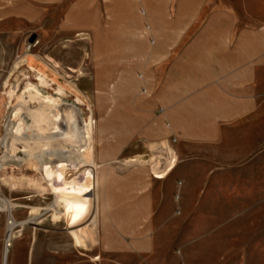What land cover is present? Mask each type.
I'll return each mask as SVG.
<instances>
[{"label": "crops", "instance_id": "0c3cea01", "mask_svg": "<svg viewBox=\"0 0 264 264\" xmlns=\"http://www.w3.org/2000/svg\"><path fill=\"white\" fill-rule=\"evenodd\" d=\"M78 32L116 90L95 130L97 216L76 243L27 208L5 264H161L172 224L215 215L216 178L223 211L264 185V0H0V87L37 69L23 40Z\"/></svg>", "mask_w": 264, "mask_h": 264}, {"label": "rangeland", "instance_id": "374dc122", "mask_svg": "<svg viewBox=\"0 0 264 264\" xmlns=\"http://www.w3.org/2000/svg\"><path fill=\"white\" fill-rule=\"evenodd\" d=\"M245 1L247 4L258 2V0ZM135 2L137 6H140L142 0H135ZM62 35L60 33L45 34L44 40L38 45L36 40L32 41L34 46L30 52L37 54L38 69L26 70L23 65L15 73H3L6 79L12 74L11 79L13 78L16 82L13 86L0 87V198L4 197L16 204L11 213L18 222L29 218L27 208L33 209V213L48 209L53 226L61 228L65 222L75 242L82 243V237L89 234L84 227L91 221V215L88 211L84 214V226L80 230L70 228L75 225L73 216L69 212L75 189L68 179L69 174L63 178L60 166L62 154L59 153L55 158L54 170L53 164L48 160L46 140H41L40 149L34 150L32 160L26 162L6 158L3 155L5 148L2 146L5 123L12 114L16 97L23 93L30 83H40L39 76L43 74L50 83V87L45 90L55 96L54 92L58 89L56 83L64 86L65 97L68 98L63 100L75 107L76 112L79 113L78 117L84 120L88 131H92L89 145L92 146L94 160L96 150L102 144L100 138L95 136V130L101 122H105L99 120V117H103L110 111V97L116 95V90L112 87L108 57H102L107 64L102 66L95 64V57L90 47L91 40L86 32L75 33L69 40L62 39ZM29 40L28 37L26 41H22L23 48L26 49ZM19 59L23 61L24 56ZM118 95H125L124 84L119 88ZM89 116L92 123L88 120ZM160 153L163 160L167 153ZM54 171L56 178L53 181ZM88 173H91V169ZM216 179L218 182L214 183L215 215L192 216L188 217L187 222L172 224L175 231L166 232L164 242L166 246L159 248L156 253L159 258H164L161 264H264V185L260 191L250 193L249 200L236 201L233 207L224 210L235 214L225 215L222 214L224 212L221 200L222 177L219 176ZM28 181H31L33 186H29ZM12 182H21V186L18 189H10ZM57 190L63 192L62 201L57 207L58 211L53 209ZM8 220L9 212L0 211L2 263ZM15 230H17L15 235L19 234V229ZM170 238L173 240L170 241Z\"/></svg>", "mask_w": 264, "mask_h": 264}, {"label": "bare ground", "instance_id": "6f19581e", "mask_svg": "<svg viewBox=\"0 0 264 264\" xmlns=\"http://www.w3.org/2000/svg\"><path fill=\"white\" fill-rule=\"evenodd\" d=\"M39 78L40 83H30L27 89L15 99L16 103L12 107V114L5 123V135L2 139V146L5 148L3 155L18 162L30 161L32 160V152L40 149L41 140H46L48 160L49 163L53 164L52 166L55 170V158L61 153L62 160L60 166L63 178H65L66 174H69L68 179L75 189L73 202L69 209L75 225L70 228L80 230L84 226V214L87 211L88 214L90 212L91 221H94V215L97 213L95 212L96 184L94 178L96 174L93 173L95 168L93 170L92 146L91 144L89 145L91 143L92 131H88L84 120L78 117L77 114L79 113L76 112L75 107L63 100V98H68L65 97L66 91L64 86L56 83L58 89L54 92L55 96H53L49 93L50 91L45 90V88L50 87L49 79L47 80V77L45 78L43 74H40ZM69 89H71V86ZM88 120L92 123L90 116ZM173 163H170V167L164 173L156 176L158 178L164 177L168 173L167 171L172 170ZM89 169H91V173H88ZM52 174L54 181L56 178L55 171ZM28 185L33 186V183L28 181ZM20 186L21 182H14L10 184V189H18ZM62 194L61 190L56 191L54 210L58 211L57 207H59L58 205L62 201ZM15 206V203L9 202L4 197L0 198V211L9 212L4 264L8 257L11 241L17 231L15 229L24 223L32 222L31 220V222L29 220L23 222L16 221L11 213Z\"/></svg>", "mask_w": 264, "mask_h": 264}, {"label": "built area", "instance_id": "2783aa9c", "mask_svg": "<svg viewBox=\"0 0 264 264\" xmlns=\"http://www.w3.org/2000/svg\"><path fill=\"white\" fill-rule=\"evenodd\" d=\"M139 11H140L141 14H144V10H143L142 8H140ZM144 27L147 29V28H148V24L145 23ZM29 41H30V40H29ZM33 44H34V42H31V41H30L29 43H27V46H28V47H27L26 49L23 48L24 53H28V52L30 51L31 47L33 46ZM24 47H25V46H24ZM2 264H4V263H2Z\"/></svg>", "mask_w": 264, "mask_h": 264}]
</instances>
